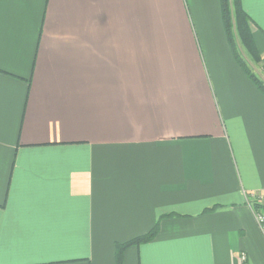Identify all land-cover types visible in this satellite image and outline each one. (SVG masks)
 Segmentation results:
<instances>
[{"label":"crops","instance_id":"1","mask_svg":"<svg viewBox=\"0 0 264 264\" xmlns=\"http://www.w3.org/2000/svg\"><path fill=\"white\" fill-rule=\"evenodd\" d=\"M263 200L221 0H0V264H264Z\"/></svg>","mask_w":264,"mask_h":264},{"label":"trees","instance_id":"2","mask_svg":"<svg viewBox=\"0 0 264 264\" xmlns=\"http://www.w3.org/2000/svg\"><path fill=\"white\" fill-rule=\"evenodd\" d=\"M222 15L225 28L229 37V41L238 63L244 68L251 80L258 85L264 92V81L257 75L252 65L261 63V53L255 43L254 35L251 31L252 19L243 8L241 0H221ZM238 45L242 48L243 55L238 52ZM246 54V58H245ZM253 208L256 212H264V200L253 203ZM157 226L154 227L148 234L137 237L126 244L119 245L120 252L129 246L140 245L154 238L157 233ZM121 264V254L118 257Z\"/></svg>","mask_w":264,"mask_h":264},{"label":"built area","instance_id":"3","mask_svg":"<svg viewBox=\"0 0 264 264\" xmlns=\"http://www.w3.org/2000/svg\"><path fill=\"white\" fill-rule=\"evenodd\" d=\"M256 220L258 222V225L260 227V230L262 234L264 235V213L256 212ZM247 259L246 254H242L240 257V261L244 262Z\"/></svg>","mask_w":264,"mask_h":264},{"label":"rangeland","instance_id":"4","mask_svg":"<svg viewBox=\"0 0 264 264\" xmlns=\"http://www.w3.org/2000/svg\"><path fill=\"white\" fill-rule=\"evenodd\" d=\"M238 52L243 55L245 52H243L242 48H240V46L238 45ZM245 58H246V54H245ZM252 68L255 70V72H257L258 66L256 65H252Z\"/></svg>","mask_w":264,"mask_h":264}]
</instances>
